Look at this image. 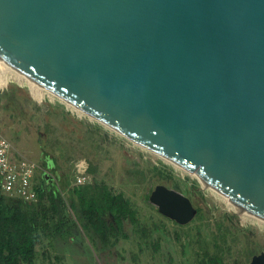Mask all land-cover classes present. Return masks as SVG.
Segmentation results:
<instances>
[{"label":"water","instance_id":"obj_1","mask_svg":"<svg viewBox=\"0 0 264 264\" xmlns=\"http://www.w3.org/2000/svg\"><path fill=\"white\" fill-rule=\"evenodd\" d=\"M0 58L264 221V0H0Z\"/></svg>","mask_w":264,"mask_h":264},{"label":"rangeland","instance_id":"obj_2","mask_svg":"<svg viewBox=\"0 0 264 264\" xmlns=\"http://www.w3.org/2000/svg\"><path fill=\"white\" fill-rule=\"evenodd\" d=\"M9 81L21 87L16 100L6 99L7 95L1 93ZM0 132L12 148L36 163L35 174L44 171L49 177L61 175L72 184L73 164L84 158L91 180L123 192L136 209V227L126 225L128 238L119 237L105 248L81 231L73 235V242L57 251L42 233L35 264H197L200 250L207 246L212 252V236L222 233L227 241L221 256L227 264H246L252 255L248 246L256 245L264 251L263 220L239 214L193 173L134 144L27 76L16 78L4 66L0 68ZM149 164L163 165L171 182L179 186L178 191L186 196L184 189L192 191L190 199L195 207H203L202 215L198 217L197 213L189 222L178 224L158 213L155 205L144 199L153 187L147 178ZM227 214L229 220L224 217ZM218 223H222L219 228ZM228 225L231 230L225 234Z\"/></svg>","mask_w":264,"mask_h":264},{"label":"trees","instance_id":"obj_3","mask_svg":"<svg viewBox=\"0 0 264 264\" xmlns=\"http://www.w3.org/2000/svg\"><path fill=\"white\" fill-rule=\"evenodd\" d=\"M20 90L19 85L9 81L1 93L7 95L6 99L16 100V93ZM43 166L47 167L45 163ZM162 166H147L150 185L162 183L180 189L171 182L169 173ZM87 171L89 173V168ZM33 189L36 200L26 201L8 195L0 188V264H35L36 246L42 233L59 251L65 243L73 242V235L81 231L105 248L119 237L128 238L127 224L136 227L137 213L132 201L105 182L91 180V176L87 182L73 185L61 175L49 177L40 171L34 174ZM151 189L144 195L147 201ZM183 192L190 198L192 191L184 189ZM203 210L202 206H196L198 217ZM224 217L229 220L230 214ZM221 225L218 223L217 228ZM224 229L226 234L228 229L231 230L230 225ZM141 230L142 234L146 232L143 227ZM226 241L224 233L213 235V251L204 246L198 253L197 264H227L221 256ZM247 250L249 254H254L261 248L252 245ZM54 256L58 257L57 254Z\"/></svg>","mask_w":264,"mask_h":264},{"label":"built area","instance_id":"obj_4","mask_svg":"<svg viewBox=\"0 0 264 264\" xmlns=\"http://www.w3.org/2000/svg\"><path fill=\"white\" fill-rule=\"evenodd\" d=\"M37 165L27 157L15 153L10 142L0 132V188L8 195L26 201H35L33 178ZM84 158L73 164V185L87 182L90 175Z\"/></svg>","mask_w":264,"mask_h":264},{"label":"bare ground","instance_id":"obj_5","mask_svg":"<svg viewBox=\"0 0 264 264\" xmlns=\"http://www.w3.org/2000/svg\"><path fill=\"white\" fill-rule=\"evenodd\" d=\"M2 66H4V67H6L7 68V70L12 74V75H14V76H16V78H19V79H23V75L24 76H26L25 74H23L22 72H20L19 70H17V69H15L14 67H12L11 65H9L7 62H5L3 59H1L0 58V68L2 67ZM28 77V76H27ZM29 78V77H28ZM31 79V78H30ZM34 81V80H33ZM36 82V81H35ZM37 83V82H36ZM72 105V104H71ZM74 106V105H73ZM79 109V108H78ZM194 174V173H193ZM195 175V174H194ZM201 183H202V185H204V186H208L206 183H205V181L204 180H202L201 179ZM209 187V186H208ZM220 193V192H219ZM225 199H226V201L230 204V205H232L234 208H236L239 212H241V213H248V214H250L249 212H247L246 210H241L240 211V206H238L237 204H235L233 201H232V199H230L228 196H226V195H224V194H222V193H220ZM250 215H252V214H250Z\"/></svg>","mask_w":264,"mask_h":264},{"label":"crops","instance_id":"obj_6","mask_svg":"<svg viewBox=\"0 0 264 264\" xmlns=\"http://www.w3.org/2000/svg\"><path fill=\"white\" fill-rule=\"evenodd\" d=\"M13 150H14L15 153H18V154L23 155L22 153L18 152L16 149L13 148ZM23 156H24V155H23ZM28 159H29V158H28Z\"/></svg>","mask_w":264,"mask_h":264},{"label":"flooded vegetation","instance_id":"obj_7","mask_svg":"<svg viewBox=\"0 0 264 264\" xmlns=\"http://www.w3.org/2000/svg\"><path fill=\"white\" fill-rule=\"evenodd\" d=\"M167 218V217H166ZM169 219V218H168ZM169 220H171V219H169ZM173 221V220H172ZM173 222H175V221H173Z\"/></svg>","mask_w":264,"mask_h":264}]
</instances>
